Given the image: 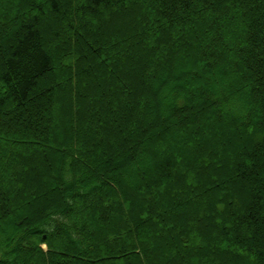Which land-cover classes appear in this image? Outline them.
<instances>
[{"label": "trees", "instance_id": "16d2710c", "mask_svg": "<svg viewBox=\"0 0 264 264\" xmlns=\"http://www.w3.org/2000/svg\"><path fill=\"white\" fill-rule=\"evenodd\" d=\"M5 3L16 11L0 12V264H147L155 257L149 243L163 236L173 249L163 247L166 264H264V0ZM134 5H141L135 28L112 35L114 14ZM191 46L199 77L181 79L173 59ZM159 92L173 118H162ZM188 94L231 117L241 136L253 123L245 128L239 119L249 123L257 111L260 135L235 155L232 188L211 184L226 165L215 176L205 171L222 159L214 146L188 157L157 147L165 126L186 125L191 148L206 136L193 118L176 114ZM150 102L147 123L139 109ZM144 149L152 165L127 185L120 175ZM103 182L118 189L97 188ZM194 197L200 207L192 221Z\"/></svg>", "mask_w": 264, "mask_h": 264}, {"label": "rangeland", "instance_id": "374dc122", "mask_svg": "<svg viewBox=\"0 0 264 264\" xmlns=\"http://www.w3.org/2000/svg\"><path fill=\"white\" fill-rule=\"evenodd\" d=\"M7 1L8 0H4L0 4V12L1 11H8L7 13H13V10L16 11L15 8L13 9L10 6H8V4L5 3ZM20 2H21V0H20ZM139 7H141V5H134L133 7H129L127 9H121L114 14L113 18L110 20V23L108 24L109 31L112 33V35L115 33L119 34L120 31H123V29L125 31H128V30H132L135 28L134 20L138 19L137 16L139 15V12H140ZM9 18H13V15H11ZM229 19L232 20L233 18L230 17ZM232 21H230L228 24L232 25L234 23V22L232 23ZM231 25H230L231 28L237 26V24H233L232 26ZM247 28H244V32L246 35V39L248 40V37L250 36V32L247 30ZM136 32H137V30H136ZM204 42H205L204 40L200 41L201 45H203ZM192 47L193 46H191V48ZM191 48L189 49V51H187V52H190L187 55L184 54V53H186L184 50H181V51L178 50V51H176L177 52L176 54H178L177 57H175L176 59L173 56V58H174L173 60L175 61L174 62L175 64H173V69L176 71L177 77H179V78L181 76H186L188 73H189L188 74L189 76H187L188 79H190V77H192L193 74L195 75V77H197V78L199 77V75L195 74V72L190 69V65L194 64L193 58H194V56L199 55V53H198L199 51L195 49V46L192 49ZM251 51L254 52V51H256V49L254 47H252ZM226 52H227L228 61H231L232 60L231 59L232 54L230 53V49H229V52H228V49H226ZM200 56H202V54ZM124 60H127V59H124ZM127 62H128L127 65L130 66L131 64L129 63V60H127ZM185 63H187L186 65H188V67H182L181 66V64L184 65ZM232 69H233L232 67L229 68L228 72H230ZM251 70H252V75L256 78V68H252ZM233 75H234V77H236L235 73H233ZM145 76H146V80H145L146 83L150 84V80L153 77L152 74L149 75L148 72H146ZM181 79H183V78L181 77ZM202 79H204V75L201 78H199L200 81H203ZM167 85H169L168 87H171L170 83ZM199 88H200V86H196V88H195L196 91ZM151 89L153 91L155 90V88L153 86L151 87ZM99 90H101V88H99ZM147 90H148V88H147ZM161 94H162V92H159V98H160ZM253 94H254V92H253ZM204 100L199 95L197 96L196 94H188V106H187V108L184 110H179L176 113L177 115H179V117L184 116L186 118V122H188V123H190V121L193 118L194 121H196L194 123L195 127H197V128L202 127V129H204V130L207 129V133H206V136L204 137V139H202L201 136H199V139L201 141L198 142L199 140L196 139V142H198V143H196L195 147L193 146V148H191L190 144L184 143L183 137H184V135H186L187 130H188V128L187 129L185 128L186 125H185V127H184V125H182V126L179 125L180 126L179 127L177 124H174L173 126L175 128L173 130L172 129L169 130V126H165L167 131L164 129L165 133L161 136V138H159L162 140H160V142H157V147L159 149H161V148H163L162 146H164V144H166L171 149L174 147L173 150H177V152H175L177 155H179L181 157H188V156L197 154L198 153L197 151L200 150V147L202 145L203 146L208 145L205 147V149L203 151V155L208 154L209 148L211 146H214L215 150H217L216 153H220L222 159L219 162H217V161L211 162L209 166H207V167L205 166L206 168L205 167H203V168H205V171L210 172L213 174V176H215V174H219L218 169H220V167H223L226 165L225 167H227V170L226 171L223 170L221 172V178H220V176L218 177V182L215 179L214 183H211V184H214L215 189L218 188V189L222 190V188L224 189V188L230 187V185L227 183L228 182L227 178L231 177L233 175V172H234L233 162L235 161V158H234L235 155L241 154L244 152V150H246V148L252 147L251 146L252 140L249 138H251L252 136L255 138L256 136L258 137L260 135L259 131L261 130V123H258L257 111L255 113V111L252 110L251 111L252 115H251V119H250L251 121L249 123L243 122L242 120L239 119V122L245 128H248L249 125H251V123H253L251 125V128L246 129L249 132H246V133L243 132L244 136H241L238 132L235 131V124H233L231 121H229V119H232L231 117L225 115L224 112H222V111L220 112L218 110V108L212 107V106L206 104V102ZM160 101L162 103L161 98H160ZM197 106H198V108H197ZM153 107H154V104L150 102L149 104H145V106L140 107V109H139V111H141V114L142 113L144 114L141 116V119L146 120L147 123H148V121L153 120V116L150 114ZM104 108H105V110L106 109L110 110L108 108V106L107 107L104 106ZM169 109H170V105L168 106V108H164L163 103H162V114L166 115V117L164 116L162 118L166 119L167 116H170V115H172V118H173V116H175V115L170 113ZM217 111H219V113H218L219 116L218 115L216 116ZM129 124L127 123L128 130H130ZM190 126H191V124L187 125V127H190ZM179 129H180V131H179ZM256 132H258V133H256ZM116 135H118V134H116ZM189 136L191 137V135H189ZM206 139L208 141H206ZM110 140H111V137L106 139V141L108 143L110 142ZM104 143H106L105 140H104V142H102L103 146H105ZM111 145H113L114 149L118 148L114 142ZM10 149L15 150V147H11ZM199 153H201V152H199ZM138 154H143V155H142V157H140ZM136 155H137V157L135 158V161H137V162L135 163V166L132 168V171H130L129 173L127 172L126 174L120 175V177L122 179H124V182L127 185H131V182L136 177V173L140 169H142L143 167H148V166L152 165L151 164L152 158L147 157L148 150L144 149V151L138 152V153H136ZM209 155H210V153H209ZM4 165H6V164H4ZM8 169L9 168L7 167V170ZM52 178H54V176L52 174H46L45 178H44L46 180L44 183L46 185H48V191L54 190L53 184H52V182H50V181H52ZM102 180H103V178H102ZM118 183L120 185H123L121 180L118 181ZM97 184H100V183H96V185ZM105 186H107L111 189H115V190L118 189L114 183H109V182H103L97 188H101V187H105ZM230 188H232V187H230ZM215 189L212 192V197L215 198V196H216V197L221 198V196L218 194L219 193L222 194V193L220 192V190L215 191ZM233 189H234L233 193L239 195L240 198H242V195L238 193L239 188L236 185H234ZM195 200H196L195 197L191 198V200L189 201V205L187 206V207H189V210L191 211V213H190V211H188L190 213L191 219L195 216L197 209L200 207V205H198L197 201H195ZM120 203L122 205H124V203L122 202L121 199H120ZM181 208H184V207L181 206ZM186 208L183 210H186ZM23 212L24 211H18V214L26 216V214L25 213L23 214ZM192 221H193V219H192ZM212 221H213V223H217L215 220H212ZM158 226L161 229L162 225L160 223L158 224ZM214 229H215V227L212 228V233L211 232H208V233L211 235H215ZM157 239H158L157 242L159 243L158 245L155 241H154V243L153 242L149 243L148 247H149L150 251L154 252L155 257L154 258L150 257V259L146 258L147 260H145V263H147V264H157L158 261L161 262L162 264H166V261H164V259L162 257L163 253L165 252L163 247L166 246V248L168 249L171 245H169L168 239H166L165 236L159 237ZM182 247L184 249H187V251H188V248L190 250L191 245L189 243L187 245L182 244ZM170 250H173L172 247H170ZM170 252H172V251H170ZM63 254H65V253L63 252ZM83 259L86 261L85 258H83Z\"/></svg>", "mask_w": 264, "mask_h": 264}]
</instances>
